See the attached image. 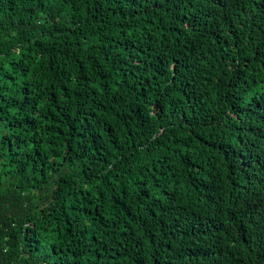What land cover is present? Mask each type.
Here are the masks:
<instances>
[{
    "label": "trees",
    "instance_id": "obj_1",
    "mask_svg": "<svg viewBox=\"0 0 264 264\" xmlns=\"http://www.w3.org/2000/svg\"><path fill=\"white\" fill-rule=\"evenodd\" d=\"M0 264H264V0H0Z\"/></svg>",
    "mask_w": 264,
    "mask_h": 264
}]
</instances>
